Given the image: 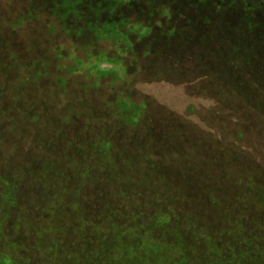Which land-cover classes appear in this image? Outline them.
Wrapping results in <instances>:
<instances>
[{
    "label": "rangeland",
    "instance_id": "rangeland-1",
    "mask_svg": "<svg viewBox=\"0 0 264 264\" xmlns=\"http://www.w3.org/2000/svg\"><path fill=\"white\" fill-rule=\"evenodd\" d=\"M102 1L108 4L0 0V179H12L18 191L11 206L6 184L0 180V264H83L69 259L58 262L64 256H77L74 250L81 247L80 216L69 212L73 225H68L63 207L81 203L82 167L71 166L65 149L76 151L86 136L101 134L102 128L109 130L106 136L114 143L113 161L124 182L141 183L143 188L165 186L172 196L174 192L180 196L177 200H188L175 222L178 228L141 234L168 243L175 257L185 252L188 264H223L206 240L218 235L219 228L204 219L213 213H209L208 199L199 195L202 181L193 172L208 166L206 149L220 110L210 112L209 91L219 88L237 90L242 105L255 103L253 116L243 111V126L256 153L264 152L260 145L264 138L256 132V124L262 122L259 126L264 128V119L256 114V106L264 105V0ZM96 22L115 29L118 37L111 36V30L109 37L95 32L92 24ZM102 57L108 62L100 64ZM96 65L107 70L101 78L92 71ZM56 77L67 85L57 88ZM121 98L144 106L137 127L122 128L101 118L106 112L103 105ZM192 107L194 113L189 115ZM228 117L221 115L226 127ZM121 153L131 155L125 158ZM139 157L148 158L146 167L156 169L159 182L147 183L139 172L125 170L124 162L130 160L134 170L135 164L139 168ZM44 161L49 168L41 167ZM187 167L192 174L182 176ZM29 170L37 181L28 175ZM214 186L221 198L229 196L227 188ZM54 210L57 213L52 215ZM195 216L199 220L195 230H185ZM144 217L146 224V212ZM180 227L182 233L193 231L200 237L197 246L189 245L190 251L185 235L177 234ZM235 250L249 256L256 253V262L249 260V264H264V242L251 247L242 243Z\"/></svg>",
    "mask_w": 264,
    "mask_h": 264
},
{
    "label": "trees",
    "instance_id": "trees-1",
    "mask_svg": "<svg viewBox=\"0 0 264 264\" xmlns=\"http://www.w3.org/2000/svg\"><path fill=\"white\" fill-rule=\"evenodd\" d=\"M121 1L123 0H116L117 3ZM101 3L108 4V2L102 0ZM92 26L96 29L95 32L99 31L105 37H109L108 32L110 30L112 31L111 36L118 37L114 28L112 30L104 25H99L98 22L92 24ZM105 59L102 57L100 64L108 62ZM92 71L99 78L107 73V70H100L97 65L92 67ZM55 85L61 89L67 85V82L65 79L62 80V77H56ZM236 91L232 88L226 90L219 88L214 92L209 91V100L212 103L210 105L213 108L212 111L210 109V112L213 113L218 108L220 109L215 113L217 119L214 122L206 149L208 150V162L205 166L208 165L209 167L207 166V169L200 168L193 172V175L202 181L199 195L208 199L206 204L211 205L209 213H213L208 214L204 219L216 222L215 226L219 228L218 235L215 234L206 240L212 252L221 259L223 264H249V260L256 262V253H252V255H255L253 260L252 255L249 256L248 252L236 251L235 246L244 243L251 247L256 242H264V165H260V161H264V152L263 154L256 153L252 141L246 137L243 126L246 123L242 120L244 110L250 112L253 116L254 108L251 106L255 103L242 105L239 101L242 96ZM221 95L222 98H220ZM227 96L232 99H227ZM143 107V105L131 102L129 99L121 98L115 103L103 105L102 109L106 112L100 116L101 118L106 117L109 121L111 119L122 128L127 126L137 127L143 115ZM256 108V114L264 119V105L256 106ZM67 109L71 110L70 106ZM193 109V107L188 108L189 115L194 113ZM223 114L229 116L227 127L225 126L226 122L221 118ZM73 115L75 119H78L79 115ZM60 118L67 120L66 116H60ZM90 119H93V116ZM259 124H256V132L262 134L264 138V128ZM10 129L14 130L15 127ZM101 131V134L86 136L83 147L78 148L76 151L69 152L71 151L69 147L65 149V158L72 163L71 166L76 170L82 167L80 176L84 180V185L78 190L81 203L73 207L68 203L63 207L68 225H73V218L68 214L69 212H74L80 216L79 242L81 247L79 251L74 250L77 256H72V254L70 257L64 256L59 258L58 262H68L69 259L70 262H83V264L84 262L85 264H115V262L188 264L186 262L190 260L187 261L185 252L181 253V256L177 253L175 257L174 253L168 251V243L149 240L147 239L149 236L144 237L141 234L142 231H147L148 235H151L154 231H168L172 227L178 228L175 222L178 220V215L181 214L184 204L188 205V200H177L180 196L175 192L172 196L170 191L164 189L165 186L160 187L153 184V186L143 188L141 183L129 184L128 181L124 182L122 171L113 161L115 157L112 150L114 143L110 137L106 136L109 130L102 128ZM18 134L19 132L16 134L17 137ZM66 137L69 141L76 142L73 135H67ZM4 140L6 141L5 138ZM184 142L188 141L182 143ZM260 145L263 146L264 141ZM227 149H231L230 153ZM224 150L228 153L229 159L226 158ZM210 151H212L211 161L209 159ZM127 154L129 153H121V156L129 158L131 154ZM137 154L143 156L140 151ZM255 157L256 161L254 160ZM137 161L139 168L135 164V170L132 160L124 162L125 170L128 172L133 171V174L139 172L144 181H148L147 183L159 182L156 169L146 167L149 161L147 157L141 159L139 157ZM157 161L162 163V159H157ZM48 163L44 161L43 166H41V163L40 166H48L49 168ZM124 164L122 165L124 166ZM56 169L53 168L54 171ZM189 172L192 174V170L187 167L181 175L185 176ZM24 174L28 173L25 171ZM28 175L37 181L31 171ZM0 180L6 184L3 185L6 195L9 194L6 198L10 200L12 206L14 202L13 194L16 195L17 193L18 196L17 187L15 184H11L12 179L3 178ZM203 181L206 182L203 184ZM214 185L221 186L225 190L227 188L229 196L222 195L224 197L221 198L215 191ZM127 187H130V191ZM256 210L258 213L253 216L252 213ZM145 212L147 223L143 224ZM56 213L57 210H54L51 214ZM196 218L197 216L191 218V223L185 230L189 228L195 230L199 222ZM23 225L29 227L30 223L25 224L23 219ZM183 229V227H180L179 230L182 231L177 234L185 235V243L190 251L189 245L191 247L197 246L199 244H197V240L200 237H197L193 231H188L187 234L182 233ZM256 230L258 232L257 237ZM192 234H194V237L188 236ZM221 237H226L227 241L223 243Z\"/></svg>",
    "mask_w": 264,
    "mask_h": 264
}]
</instances>
